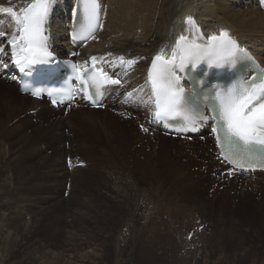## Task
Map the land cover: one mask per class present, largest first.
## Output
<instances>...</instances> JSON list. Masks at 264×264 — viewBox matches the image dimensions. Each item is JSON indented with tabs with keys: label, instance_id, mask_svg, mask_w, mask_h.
Returning a JSON list of instances; mask_svg holds the SVG:
<instances>
[{
	"label": "rangeland",
	"instance_id": "rangeland-1",
	"mask_svg": "<svg viewBox=\"0 0 264 264\" xmlns=\"http://www.w3.org/2000/svg\"><path fill=\"white\" fill-rule=\"evenodd\" d=\"M2 119L0 131L10 123ZM72 120L84 130L85 149L61 154L56 146L33 157L32 129L24 133L29 141L0 146V173L12 177L0 190V262L264 264V189L220 182L176 142L147 148L135 139L138 123L127 125L133 133L120 143L102 117L109 127ZM198 143L190 145L200 152ZM55 166L64 170L60 180L49 178ZM111 175L131 199L112 188Z\"/></svg>",
	"mask_w": 264,
	"mask_h": 264
},
{
	"label": "bare ground",
	"instance_id": "bare-ground-1",
	"mask_svg": "<svg viewBox=\"0 0 264 264\" xmlns=\"http://www.w3.org/2000/svg\"><path fill=\"white\" fill-rule=\"evenodd\" d=\"M102 1L105 15L103 28L97 37L82 50V55L106 57L110 65H115L118 71L124 74L125 87L113 94V97L107 102L108 107L104 112L102 110L92 111L78 105L71 109L67 118H64L59 117L60 114L52 110L46 103L23 96L16 85L4 82L0 78V125L4 122L2 117L5 115L8 118V120L5 119V122H10L9 125L6 124L7 126L3 131H0V146L9 145L10 147L13 141H16L15 144L17 145L24 140L29 141V136H24V133L27 129H32L35 138L33 143H30L31 146L26 148L29 149L33 157L41 156L44 149L48 151V149H53L56 146L60 149H57L58 153H74L80 148L85 149L89 142L87 144L84 130H78L79 127L72 119L83 121L90 126L91 124L101 125L103 121L100 120V117H102L116 128V137L114 135L112 137L120 143L125 142L129 134L133 133L129 129L128 134L127 125L135 126L138 123V136L135 139L147 140V148L150 147L153 140L156 144L160 141L164 145L176 142L178 145L181 144L180 146L184 149H181L182 153L186 156L185 158L192 161L191 163H197L201 168L208 165L209 170H214L219 174L218 163L209 151L211 149L209 142L204 146L198 143V147H203L200 152H197L190 143L168 139L159 133L154 136L151 135L154 126L149 124L152 107L147 86V69L153 56L160 54L162 49L164 55L171 54L179 36L187 35L196 26L202 28V31L206 33L221 30L230 32L243 45L256 52L258 59L264 65V14L255 6L256 0ZM28 2L29 0H0V7H13L18 11L20 8L26 7ZM61 2L66 1L61 0ZM188 17L193 19L194 26L187 23ZM14 27L10 16L0 13V29L10 34ZM63 35L64 30L59 19H53L50 24V36L52 44L58 47L56 49L58 53H62V49L66 45L62 39ZM0 41L1 46L7 44L3 42L4 38H0ZM118 57H124L125 60H135L136 63L132 65L121 64L117 59ZM123 68L125 71L121 72ZM127 93H132V96L128 97ZM69 123L72 126H68ZM103 125L109 127L107 122H104ZM140 125L152 129L144 132L140 130ZM74 131L81 135L80 145L74 143L73 138L76 136H74ZM69 141L71 143L68 144V148L65 144ZM54 164L56 165V163ZM56 166L53 170L54 174L49 176L51 180H60L64 176V170L60 166L59 168ZM5 170L2 172L3 174L0 173V190H4L3 188L12 184V177L6 176ZM109 178L108 183L113 186L114 190L120 191L128 200L131 199L125 196L128 194V190L124 189L126 187L121 179L114 178V175L109 176ZM220 179V182L224 181L221 177ZM240 182H243L245 189H264V174L237 181L233 180L228 184L234 183L239 186ZM4 196L0 197L5 200ZM0 264H4V261H1Z\"/></svg>",
	"mask_w": 264,
	"mask_h": 264
},
{
	"label": "snow or ice",
	"instance_id": "snow-or-ice-1",
	"mask_svg": "<svg viewBox=\"0 0 264 264\" xmlns=\"http://www.w3.org/2000/svg\"><path fill=\"white\" fill-rule=\"evenodd\" d=\"M57 2L58 0H29L27 6L18 11L13 7H0V13L10 16L15 25L10 34L0 30V38H4L3 42L11 47L13 63L21 71H25V65L31 71L33 65L53 62L49 51V30L50 17ZM89 2L92 8L87 18L90 25L96 19L99 0ZM187 23L194 26L191 17L187 18ZM4 51L5 48L0 46V53ZM242 54L243 50L226 31L211 35L207 40L199 33L180 35L169 58H165L162 49L151 63L147 82L153 90L150 100L154 104V120L179 116L186 124H192L190 130H198L200 125L207 123L209 117L195 106L194 98L185 96L179 85L177 69L182 71L187 63L195 64L205 60L216 65L229 63L239 59ZM92 59L96 60L95 57ZM117 59L121 64L136 63L135 60H125L124 57ZM0 66L8 67L7 64ZM73 67L76 68L75 65ZM77 72L80 83L78 91L93 106H97L94 97L102 95V88L109 82L120 84L119 79H113L102 70V74L107 77L102 83L90 80L92 73L80 76L79 69ZM259 73L250 82L245 81L218 96L212 106L211 120L216 125L212 132L216 136L223 159L243 171H255L257 168L264 170V69H260ZM32 95L40 96L41 93L36 91ZM127 96L131 97L132 93H127ZM52 102L56 103L55 100ZM141 128L148 132V128L143 125Z\"/></svg>",
	"mask_w": 264,
	"mask_h": 264
}]
</instances>
